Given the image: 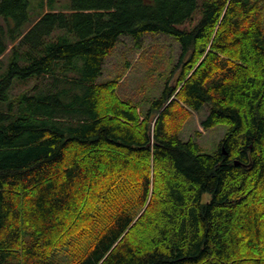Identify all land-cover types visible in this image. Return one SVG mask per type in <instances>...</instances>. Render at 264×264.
<instances>
[{"label":"trees","instance_id":"16d2710c","mask_svg":"<svg viewBox=\"0 0 264 264\" xmlns=\"http://www.w3.org/2000/svg\"><path fill=\"white\" fill-rule=\"evenodd\" d=\"M41 2L29 24L30 0H0V264H264V0ZM148 34L181 53L137 102L132 62L101 78ZM16 81L33 85L12 98ZM207 106L213 152L182 138Z\"/></svg>","mask_w":264,"mask_h":264},{"label":"rangeland","instance_id":"374dc122","mask_svg":"<svg viewBox=\"0 0 264 264\" xmlns=\"http://www.w3.org/2000/svg\"><path fill=\"white\" fill-rule=\"evenodd\" d=\"M42 0H30L29 14L32 24L34 20L43 13L50 10L48 5L42 7ZM66 3L61 1L56 4L55 9L63 10ZM15 22L12 19H7L0 16V42L10 43ZM140 48L136 45L131 37H122L116 49L104 63V73L101 78L102 81L112 79L124 69V64L127 61L132 62V66L121 80L122 89L120 95L124 98H132L139 102L147 95L157 97L164 89L166 76L178 63L181 49L180 45L170 37L162 34H148L144 36L140 42ZM1 47V46H0ZM0 60V81L9 73L11 67L12 52L9 46ZM129 74V76H128ZM152 78V84L149 86L146 82V77ZM128 76V78H127ZM33 82L16 84L11 91V97L16 98L23 93L30 90ZM146 95V96H145ZM145 96V97H144ZM2 103L0 102V106ZM210 108L207 106L199 113H193V117L189 121L188 126L182 133L184 140H189L191 137L195 138L201 148L206 152H213L218 143L222 140L226 129L220 127L206 131L201 123L205 116L208 115ZM197 131L201 135H197ZM210 199L209 195L204 196L203 202ZM61 262L65 261V256L60 254Z\"/></svg>","mask_w":264,"mask_h":264},{"label":"water","instance_id":"95a60500","mask_svg":"<svg viewBox=\"0 0 264 264\" xmlns=\"http://www.w3.org/2000/svg\"><path fill=\"white\" fill-rule=\"evenodd\" d=\"M224 153L227 154V152H224ZM235 165H237V166L249 167V166H247V165H245V164H242L241 162H238V161L235 162Z\"/></svg>","mask_w":264,"mask_h":264}]
</instances>
